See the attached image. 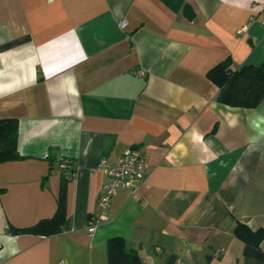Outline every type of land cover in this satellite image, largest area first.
Returning <instances> with one entry per match:
<instances>
[{
  "label": "crops",
  "instance_id": "1",
  "mask_svg": "<svg viewBox=\"0 0 264 264\" xmlns=\"http://www.w3.org/2000/svg\"><path fill=\"white\" fill-rule=\"evenodd\" d=\"M263 61L264 0H0V119L22 157L0 164V264H109L115 237L143 264H258L233 228H264V100L220 104L207 74ZM132 148L140 191L89 235L100 160ZM62 190L58 234L12 231L53 218Z\"/></svg>",
  "mask_w": 264,
  "mask_h": 264
},
{
  "label": "trees",
  "instance_id": "2",
  "mask_svg": "<svg viewBox=\"0 0 264 264\" xmlns=\"http://www.w3.org/2000/svg\"><path fill=\"white\" fill-rule=\"evenodd\" d=\"M208 78L220 89L217 101L220 104L255 109L264 100V61L258 66H244L240 70L231 69L229 62L217 65L207 74ZM19 124L16 119H0V164L19 160ZM66 180V179H64ZM66 219L65 191H61L59 207L51 219L40 221L27 229H12L14 233H32L52 236L61 231ZM234 236L243 242V255L246 259H256L264 264V228L251 229L243 222H236ZM109 264H143L139 256L128 249L127 242L121 237L108 241Z\"/></svg>",
  "mask_w": 264,
  "mask_h": 264
},
{
  "label": "built area",
  "instance_id": "3",
  "mask_svg": "<svg viewBox=\"0 0 264 264\" xmlns=\"http://www.w3.org/2000/svg\"><path fill=\"white\" fill-rule=\"evenodd\" d=\"M126 21L119 22L120 28H125ZM100 170L106 177L102 191L98 197L100 211L89 218L88 233H95L97 226L102 223L111 208L112 200L119 189H126L131 195H137L145 180L148 163L145 155L137 148L127 150L123 156L114 161L111 158L103 157L99 164ZM62 176L67 180H72L76 176V170L69 160L62 159L59 163ZM223 254L221 249H216L214 255L219 257ZM59 264H65L60 262Z\"/></svg>",
  "mask_w": 264,
  "mask_h": 264
},
{
  "label": "water",
  "instance_id": "4",
  "mask_svg": "<svg viewBox=\"0 0 264 264\" xmlns=\"http://www.w3.org/2000/svg\"><path fill=\"white\" fill-rule=\"evenodd\" d=\"M230 223H231V220L228 218L227 220H226V222H225V226H228V225H230ZM227 224V225H226ZM228 228V227H227Z\"/></svg>",
  "mask_w": 264,
  "mask_h": 264
},
{
  "label": "rangeland",
  "instance_id": "5",
  "mask_svg": "<svg viewBox=\"0 0 264 264\" xmlns=\"http://www.w3.org/2000/svg\"><path fill=\"white\" fill-rule=\"evenodd\" d=\"M258 264H262L261 262H258Z\"/></svg>",
  "mask_w": 264,
  "mask_h": 264
}]
</instances>
